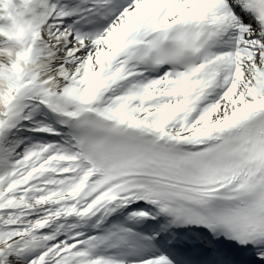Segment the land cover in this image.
Here are the masks:
<instances>
[{"label": "snow or ice", "instance_id": "obj_1", "mask_svg": "<svg viewBox=\"0 0 264 264\" xmlns=\"http://www.w3.org/2000/svg\"><path fill=\"white\" fill-rule=\"evenodd\" d=\"M0 264H264V0H0Z\"/></svg>", "mask_w": 264, "mask_h": 264}]
</instances>
